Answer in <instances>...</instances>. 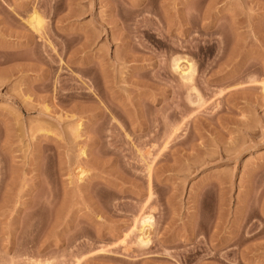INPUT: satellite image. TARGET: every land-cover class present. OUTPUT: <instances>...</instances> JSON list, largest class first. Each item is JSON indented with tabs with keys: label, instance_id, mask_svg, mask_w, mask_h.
Masks as SVG:
<instances>
[{
	"label": "rangeland",
	"instance_id": "rangeland-1",
	"mask_svg": "<svg viewBox=\"0 0 264 264\" xmlns=\"http://www.w3.org/2000/svg\"><path fill=\"white\" fill-rule=\"evenodd\" d=\"M263 86L264 0H0V264H264Z\"/></svg>",
	"mask_w": 264,
	"mask_h": 264
},
{
	"label": "bare ground",
	"instance_id": "bare-ground-1",
	"mask_svg": "<svg viewBox=\"0 0 264 264\" xmlns=\"http://www.w3.org/2000/svg\"><path fill=\"white\" fill-rule=\"evenodd\" d=\"M28 22L30 23V25L34 29H37V30L41 29L42 22H41L39 14L36 10H33L32 14L30 15V19L28 20ZM184 62L185 63L182 64L180 58L175 59L174 64H173L174 68L176 70H178V69L180 70L179 74L181 75V77H183V79L184 78L186 80L191 79L193 74H194V71H195L194 64L192 61L186 60V59ZM181 65H183V66H181ZM263 88H264V86H263ZM77 126H79V124ZM153 222H154L153 216L149 213L147 215H144L141 218L140 234L138 236L139 242L148 244V241H149L148 229H150L152 227Z\"/></svg>",
	"mask_w": 264,
	"mask_h": 264
}]
</instances>
